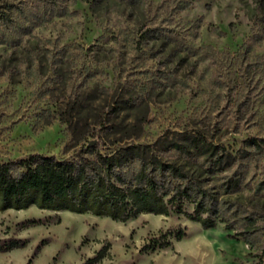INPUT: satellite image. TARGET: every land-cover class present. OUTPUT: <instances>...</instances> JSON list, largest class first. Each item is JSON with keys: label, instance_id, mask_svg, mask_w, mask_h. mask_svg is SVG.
I'll use <instances>...</instances> for the list:
<instances>
[{"label": "rangeland", "instance_id": "rangeland-1", "mask_svg": "<svg viewBox=\"0 0 264 264\" xmlns=\"http://www.w3.org/2000/svg\"><path fill=\"white\" fill-rule=\"evenodd\" d=\"M66 118L79 119L83 136L94 132L83 122L119 123L121 144L191 134L224 148L229 165L206 178L233 229L218 221L203 229L174 213L122 222L10 209L0 211V245L21 246L0 251V264L258 261L264 246V0H0V161L34 154L71 159L83 142H70ZM248 216L255 224L245 239L236 233ZM179 229L186 234L181 240L170 236V246L145 249L152 238Z\"/></svg>", "mask_w": 264, "mask_h": 264}, {"label": "trees", "instance_id": "trees-1", "mask_svg": "<svg viewBox=\"0 0 264 264\" xmlns=\"http://www.w3.org/2000/svg\"><path fill=\"white\" fill-rule=\"evenodd\" d=\"M64 123L73 146L83 142L71 159L34 154L0 161V211L35 207L90 213L122 222L139 214L174 213L183 214L203 229L213 228L217 221L225 223L218 192L206 178L229 165L230 155L224 148L191 134H183L180 139L161 136L147 143L121 144L116 141L120 124L112 120L83 122L87 130L91 126L94 129L89 136L77 133L79 119L66 118ZM137 125L132 124L130 131ZM250 142L261 147L259 140ZM185 204L192 205L191 212L186 211ZM254 224L255 220L248 216L236 235L248 239ZM225 229L233 227L225 223ZM185 235L184 229L167 231L152 238L145 249H164L172 243L170 236L179 241ZM19 246L17 242L0 245V251ZM263 259L264 246L254 264H263ZM95 261L96 258L88 259L83 264Z\"/></svg>", "mask_w": 264, "mask_h": 264}]
</instances>
